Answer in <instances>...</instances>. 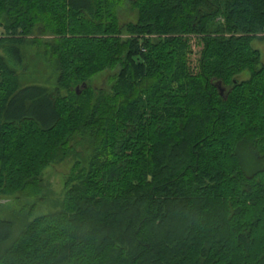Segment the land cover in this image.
Here are the masks:
<instances>
[{"label": "trees", "instance_id": "obj_1", "mask_svg": "<svg viewBox=\"0 0 264 264\" xmlns=\"http://www.w3.org/2000/svg\"><path fill=\"white\" fill-rule=\"evenodd\" d=\"M124 1L0 0V200L93 150L59 211L0 219V264H264V0H127L122 23ZM47 35L62 88L118 64L114 93L67 118L12 89L19 45Z\"/></svg>", "mask_w": 264, "mask_h": 264}, {"label": "rangeland", "instance_id": "obj_2", "mask_svg": "<svg viewBox=\"0 0 264 264\" xmlns=\"http://www.w3.org/2000/svg\"><path fill=\"white\" fill-rule=\"evenodd\" d=\"M114 1V0H113ZM116 14L121 19L122 23H136L138 20L137 11L129 1H124L122 6L116 8ZM224 20L218 18L212 23L211 31L222 25ZM259 38L253 41V48L261 53L260 64H264V33L258 35ZM29 38V37H28ZM8 42L12 37L8 35ZM31 40V38H29ZM50 35L43 36L37 39V42L27 41L20 46L22 55V69L15 73L12 78V89L25 88L27 86H42L49 89L52 95L55 96L60 108H67L64 111V116L69 117L73 110H78L79 105L88 113L92 106L97 102L100 95H112L113 87L117 82L120 65L108 67L88 77V80L83 82L88 85L81 94L80 98L75 97V89L77 86H72V89L65 90L62 85H59L60 72L57 66L56 56L51 52L46 43H51ZM194 54L192 61L196 63L199 57L200 48L193 45ZM241 80L248 81L251 79V72L246 70L240 75ZM17 89V90H18ZM71 103H75L74 108L70 107ZM93 150L84 154L85 159L81 162L76 160H68L61 163H56L47 168L41 178L45 185V189L41 196H36L31 199L21 198V194L7 196L0 200V219H12L16 223V233L21 231L23 223L33 220L35 217L53 214L60 209L65 194L66 182L70 177H75L81 172L80 170L89 169V160L92 158ZM35 208L34 214L30 217V211Z\"/></svg>", "mask_w": 264, "mask_h": 264}, {"label": "water", "instance_id": "obj_3", "mask_svg": "<svg viewBox=\"0 0 264 264\" xmlns=\"http://www.w3.org/2000/svg\"><path fill=\"white\" fill-rule=\"evenodd\" d=\"M88 85L84 83L81 87H77V94H81L82 90L86 89Z\"/></svg>", "mask_w": 264, "mask_h": 264}]
</instances>
